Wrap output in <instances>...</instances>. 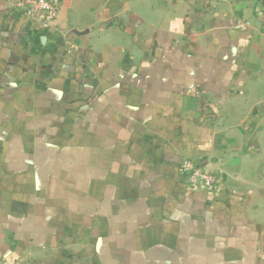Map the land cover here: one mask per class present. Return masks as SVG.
<instances>
[{
	"label": "crops",
	"instance_id": "obj_1",
	"mask_svg": "<svg viewBox=\"0 0 264 264\" xmlns=\"http://www.w3.org/2000/svg\"><path fill=\"white\" fill-rule=\"evenodd\" d=\"M12 1L0 264H264V0H63L49 29Z\"/></svg>",
	"mask_w": 264,
	"mask_h": 264
},
{
	"label": "built area",
	"instance_id": "obj_2",
	"mask_svg": "<svg viewBox=\"0 0 264 264\" xmlns=\"http://www.w3.org/2000/svg\"><path fill=\"white\" fill-rule=\"evenodd\" d=\"M12 4L24 16L49 29L57 22L63 0H13ZM180 170L186 186L194 192L205 191L212 194L220 187L221 178L210 165H197L186 160L180 164Z\"/></svg>",
	"mask_w": 264,
	"mask_h": 264
}]
</instances>
